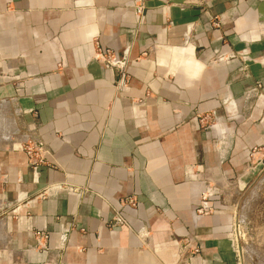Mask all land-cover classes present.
I'll list each match as a JSON object with an SVG mask.
<instances>
[{
  "label": "crops",
  "instance_id": "1",
  "mask_svg": "<svg viewBox=\"0 0 264 264\" xmlns=\"http://www.w3.org/2000/svg\"><path fill=\"white\" fill-rule=\"evenodd\" d=\"M133 3L0 0V264H176L184 238L191 264H230L222 194L264 149V0H153L140 21ZM95 41L126 62L122 89ZM34 126L37 173L19 146Z\"/></svg>",
  "mask_w": 264,
  "mask_h": 264
},
{
  "label": "built area",
  "instance_id": "2",
  "mask_svg": "<svg viewBox=\"0 0 264 264\" xmlns=\"http://www.w3.org/2000/svg\"><path fill=\"white\" fill-rule=\"evenodd\" d=\"M150 1L153 0H134L133 11L135 16L138 17L139 21L145 13L147 3ZM210 24L212 28H219V20L217 18H213ZM93 53L94 59L99 61L105 69L115 71L118 78L116 82V88L118 90L122 89L126 85L128 79L126 62L118 59L111 50L100 47L96 41L94 42ZM262 62L264 63V54L262 55ZM58 68H60L59 65ZM259 91V85L253 89H248L243 95L244 100L248 103L255 101ZM195 118L198 125L202 129H213L217 126V118L213 112L197 114ZM30 131L31 132L25 130L21 131L22 133L19 137V146L26 155L29 166L34 173H37L39 167L47 165L48 153L35 134L37 131V126H34ZM69 191H72V189L70 188ZM215 195H217L216 190L206 183L204 190L200 194V206L194 212L196 218H200L211 213L212 209L208 204L210 198ZM122 202L124 207L126 206L135 208L137 205V201L132 197L126 198ZM110 226H126V222L120 213L115 212ZM138 237L143 239L144 233H138ZM35 238L36 246L43 247L48 240V235L46 233L36 232ZM177 252L183 264H191V260L195 256L199 255L201 250L199 246L194 245L188 239L184 238L179 241Z\"/></svg>",
  "mask_w": 264,
  "mask_h": 264
},
{
  "label": "rangeland",
  "instance_id": "3",
  "mask_svg": "<svg viewBox=\"0 0 264 264\" xmlns=\"http://www.w3.org/2000/svg\"><path fill=\"white\" fill-rule=\"evenodd\" d=\"M250 155L246 183H232L222 194L232 218L230 264H264V149ZM176 264H183L179 255Z\"/></svg>",
  "mask_w": 264,
  "mask_h": 264
}]
</instances>
